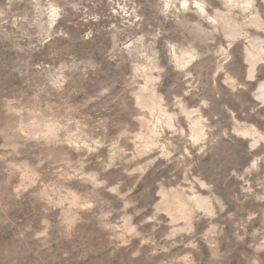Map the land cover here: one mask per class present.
I'll return each instance as SVG.
<instances>
[{
	"label": "rangeland",
	"instance_id": "obj_1",
	"mask_svg": "<svg viewBox=\"0 0 264 264\" xmlns=\"http://www.w3.org/2000/svg\"><path fill=\"white\" fill-rule=\"evenodd\" d=\"M0 264H264V0H0Z\"/></svg>",
	"mask_w": 264,
	"mask_h": 264
}]
</instances>
